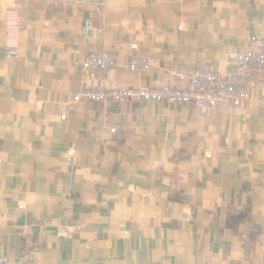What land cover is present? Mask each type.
Returning <instances> with one entry per match:
<instances>
[{
  "label": "crops",
  "instance_id": "0c3cea01",
  "mask_svg": "<svg viewBox=\"0 0 264 264\" xmlns=\"http://www.w3.org/2000/svg\"><path fill=\"white\" fill-rule=\"evenodd\" d=\"M9 9L26 18L14 59ZM255 34L264 0H0L8 264H264V74L237 108L133 102L106 118L102 104L72 101L91 86L186 85L197 68L224 70ZM133 42L146 72L126 68ZM95 52L117 59L105 80L75 64ZM118 118L126 130L111 135Z\"/></svg>",
  "mask_w": 264,
  "mask_h": 264
},
{
  "label": "built area",
  "instance_id": "2783aa9c",
  "mask_svg": "<svg viewBox=\"0 0 264 264\" xmlns=\"http://www.w3.org/2000/svg\"><path fill=\"white\" fill-rule=\"evenodd\" d=\"M6 43L4 58L14 59L19 56L17 39L26 27V18L15 9L7 10ZM93 23L86 19L83 24V36L91 37ZM132 55L126 65L131 72H146L151 67L148 56L139 52V45H130ZM81 70L90 78L107 79L117 66V59L111 52L91 53L82 61L74 58ZM264 74V35L255 34L249 39L248 45L241 50H235L225 58V69L222 71L195 69L191 74L182 76L187 80L186 85L164 84L161 86H94L81 88L73 94L72 101H93L104 107L106 118L111 117L108 107L112 104L125 108L133 102L147 101L167 102L175 104L194 105L200 109L208 107L237 108L249 101L255 78ZM67 110H63L61 118L65 119ZM246 118L244 116L243 122ZM126 124L123 119L113 121L109 128L111 135L125 132ZM71 230L64 228L59 231L60 238H69ZM7 256L0 254V264H8Z\"/></svg>",
  "mask_w": 264,
  "mask_h": 264
}]
</instances>
